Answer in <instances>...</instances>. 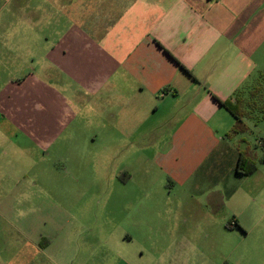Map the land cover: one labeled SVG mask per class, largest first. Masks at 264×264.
<instances>
[{"label":"crops","instance_id":"0c3cea01","mask_svg":"<svg viewBox=\"0 0 264 264\" xmlns=\"http://www.w3.org/2000/svg\"><path fill=\"white\" fill-rule=\"evenodd\" d=\"M7 36L33 37L51 81L33 74L0 91V264H146L144 252L131 249L153 226L140 216L166 219L203 206L220 212L229 205V180L244 176L240 152L251 149L259 161L245 138L242 147L227 137L235 117L220 101L234 103L263 81L264 0H0V53ZM53 74L67 80L79 106L95 97L99 133L109 139L92 144L104 157L154 162L165 177L163 192L126 193L127 230L96 224L78 238L84 211L72 206L56 211L44 246L33 236V154L77 118L51 87ZM155 115L161 121L150 124ZM254 126L264 140V119ZM9 152L25 171L6 176ZM229 225L241 229L234 217Z\"/></svg>","mask_w":264,"mask_h":264},{"label":"rangeland","instance_id":"374dc122","mask_svg":"<svg viewBox=\"0 0 264 264\" xmlns=\"http://www.w3.org/2000/svg\"><path fill=\"white\" fill-rule=\"evenodd\" d=\"M5 45L6 51L0 53V91L8 84H20L26 79L32 81L33 74L50 85L48 81L51 80L43 68L46 65L44 54L41 48H33L32 36H7ZM53 76L51 87L57 88L62 100H66L64 109L76 112L77 118L69 123V128L58 132L48 149L35 150L39 154H33V236L39 237L44 246L56 211L72 206L84 211L79 219L83 231L81 228L76 234L78 238L91 236L96 224L98 229L106 231L117 225L123 231L127 230L131 224L125 220L130 214L126 212L129 204L126 193L140 189L163 192L166 190L165 177L154 162L138 165L123 155L113 160L104 157L103 150L92 144L109 139L108 132L99 133L104 125L96 122L95 97L87 98L86 106L81 107L64 86L67 80L56 74ZM24 96L21 94L23 99ZM14 98L17 101V97ZM35 100L45 106L39 95ZM59 105L64 106L62 101ZM157 115L149 120L150 124L161 121ZM255 122L251 121L249 133L231 139L232 143L243 147L245 144L240 139L245 138L249 146L256 147L259 172L251 177L233 176L229 180V205L220 212L203 206L194 214L170 213L166 219L150 211L140 217L153 226L145 236V242L138 236V241L131 246L132 253L141 255L144 252L146 264H264V145ZM72 126L77 127L72 130ZM117 132L121 136L131 135L124 130L117 129ZM119 135L116 134L121 137ZM27 139L23 135V141ZM82 142L91 144L83 148L79 145ZM81 155L84 157L78 162ZM5 157L6 176L18 175L20 167L22 172L27 169L25 164L19 165L17 155L12 156L9 152ZM233 217L241 229L236 226L234 230L229 229ZM161 224H165V228L158 229ZM159 239L164 241L155 243ZM125 254L129 252L125 251Z\"/></svg>","mask_w":264,"mask_h":264},{"label":"trees","instance_id":"16d2710c","mask_svg":"<svg viewBox=\"0 0 264 264\" xmlns=\"http://www.w3.org/2000/svg\"><path fill=\"white\" fill-rule=\"evenodd\" d=\"M234 117L235 125L227 133L228 138L249 133L250 128L246 120H255L257 123L264 119V78L261 83L246 93H237L235 102H221ZM264 145V140H262ZM257 171V162L251 149L240 152L238 173L251 176ZM230 227V225L228 226Z\"/></svg>","mask_w":264,"mask_h":264},{"label":"built area","instance_id":"2783aa9c","mask_svg":"<svg viewBox=\"0 0 264 264\" xmlns=\"http://www.w3.org/2000/svg\"><path fill=\"white\" fill-rule=\"evenodd\" d=\"M261 143H262V141H261Z\"/></svg>","mask_w":264,"mask_h":264}]
</instances>
